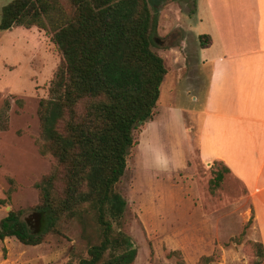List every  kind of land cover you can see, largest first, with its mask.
Masks as SVG:
<instances>
[{"label":"rangeland","instance_id":"1","mask_svg":"<svg viewBox=\"0 0 264 264\" xmlns=\"http://www.w3.org/2000/svg\"><path fill=\"white\" fill-rule=\"evenodd\" d=\"M10 1L0 0V18ZM195 1L149 0L157 20L153 49L168 71L154 118L135 131L137 143L116 186L127 205L121 224H113L130 236L133 264H197L201 256H211L207 264H256L258 256L248 242L254 240L246 190L227 172L218 183L222 165L205 163L198 153L208 67L198 62L206 53L195 36L205 26L190 16ZM60 61L43 30L0 29V221L10 210L37 204L35 183L53 164L51 155L39 152L37 108ZM64 232L38 245L7 237L0 241V264H76L85 244L76 225H65Z\"/></svg>","mask_w":264,"mask_h":264},{"label":"trees","instance_id":"2","mask_svg":"<svg viewBox=\"0 0 264 264\" xmlns=\"http://www.w3.org/2000/svg\"><path fill=\"white\" fill-rule=\"evenodd\" d=\"M33 26L61 55L37 108L39 152L54 161L35 183L37 204L1 219L0 241L38 245L51 234L66 235L64 226L73 224L85 244L76 264H133L131 238L113 224H121L127 205L116 186L137 143L135 131L154 118L168 71L153 49L156 14L149 0H11L3 8L1 30ZM199 42L207 47L210 36ZM222 167L218 183L228 172ZM248 242L258 250L254 262L263 264L262 243ZM211 259L201 256L197 264Z\"/></svg>","mask_w":264,"mask_h":264},{"label":"crops","instance_id":"3","mask_svg":"<svg viewBox=\"0 0 264 264\" xmlns=\"http://www.w3.org/2000/svg\"><path fill=\"white\" fill-rule=\"evenodd\" d=\"M191 15L205 26L195 37L206 56L196 61L208 67L199 157L225 166L244 187L251 235L264 250V0H196ZM202 34L210 36L207 47Z\"/></svg>","mask_w":264,"mask_h":264}]
</instances>
